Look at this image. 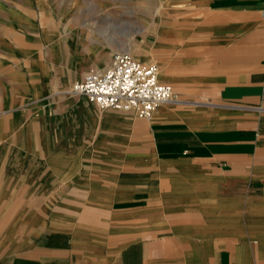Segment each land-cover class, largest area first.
<instances>
[{"label": "crops", "instance_id": "1", "mask_svg": "<svg viewBox=\"0 0 264 264\" xmlns=\"http://www.w3.org/2000/svg\"><path fill=\"white\" fill-rule=\"evenodd\" d=\"M1 3L0 264H264V0L144 10L139 59L174 91L151 121L50 89L132 41L68 19L48 67Z\"/></svg>", "mask_w": 264, "mask_h": 264}, {"label": "rangeland", "instance_id": "2", "mask_svg": "<svg viewBox=\"0 0 264 264\" xmlns=\"http://www.w3.org/2000/svg\"><path fill=\"white\" fill-rule=\"evenodd\" d=\"M4 1L12 6L16 4L20 8L21 17L24 20L23 36L20 40L23 45L22 51H25V47L29 45L31 48H37L36 53L41 58L42 65L45 64L48 67L52 59L49 58L52 54L49 49L52 46L61 47L59 44L63 41L62 31L70 28L68 19H71L72 27L74 25L95 30L97 35H102L104 44L112 43L114 47L113 42L109 40L114 36L119 46H125L128 40L132 41L131 46L134 45L132 54L140 60L138 54L141 52L140 47L144 37L143 24L147 26L149 24V22H143L144 18L147 19L143 15L144 10L148 12L151 7L157 11V0H0V14L4 11L1 3ZM51 30L60 32L61 38H49L48 32ZM53 43L55 46L52 45ZM70 52L72 53L71 62L74 58L78 60L84 57V54L80 55L71 50ZM92 70L95 69L90 71ZM86 73L88 72L80 69L78 65L73 66L69 71L60 68L58 82L50 86V89L51 87L59 89L64 81L68 85L64 90H67L76 81L81 80ZM57 100L64 101V99ZM54 106L56 108L57 105ZM60 106L63 107L62 104ZM94 107L97 108L95 105Z\"/></svg>", "mask_w": 264, "mask_h": 264}, {"label": "built area", "instance_id": "3", "mask_svg": "<svg viewBox=\"0 0 264 264\" xmlns=\"http://www.w3.org/2000/svg\"><path fill=\"white\" fill-rule=\"evenodd\" d=\"M63 93L85 96L100 110L133 112L148 121L162 104L174 101L172 86L159 80L157 64H145L121 50L105 71L88 72Z\"/></svg>", "mask_w": 264, "mask_h": 264}, {"label": "bare ground", "instance_id": "4", "mask_svg": "<svg viewBox=\"0 0 264 264\" xmlns=\"http://www.w3.org/2000/svg\"><path fill=\"white\" fill-rule=\"evenodd\" d=\"M113 44H114V43H113ZM121 50L130 51V50H127V49H121Z\"/></svg>", "mask_w": 264, "mask_h": 264}]
</instances>
